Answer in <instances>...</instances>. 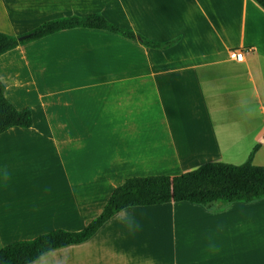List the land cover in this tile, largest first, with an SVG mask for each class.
<instances>
[{"label": "crops", "instance_id": "obj_1", "mask_svg": "<svg viewBox=\"0 0 264 264\" xmlns=\"http://www.w3.org/2000/svg\"><path fill=\"white\" fill-rule=\"evenodd\" d=\"M93 13L179 41L155 50L75 28L0 56L6 98L33 119L0 134L1 249L83 230L132 177L241 165L256 146L264 167V10L254 0H0V32ZM127 211L134 232L115 215L88 242L31 264H264V199Z\"/></svg>", "mask_w": 264, "mask_h": 264}, {"label": "trees", "instance_id": "obj_2", "mask_svg": "<svg viewBox=\"0 0 264 264\" xmlns=\"http://www.w3.org/2000/svg\"><path fill=\"white\" fill-rule=\"evenodd\" d=\"M254 1L264 10V0ZM75 28L108 31L155 50L169 49L179 41L155 42L130 28L108 21L100 13H93L47 21L23 35L28 38L21 41L20 37L0 32V56L19 45ZM32 125L31 111L16 109L6 98L5 86L0 81V134L11 128H30ZM258 149L259 146H256L249 159L241 165L210 162L178 176L129 178L114 190L101 214L86 228L78 232L58 229L32 240L8 245L0 249V264H31L53 250L88 242L119 210L125 208L181 202L212 206L264 199V167L253 164Z\"/></svg>", "mask_w": 264, "mask_h": 264}, {"label": "clouds", "instance_id": "obj_3", "mask_svg": "<svg viewBox=\"0 0 264 264\" xmlns=\"http://www.w3.org/2000/svg\"><path fill=\"white\" fill-rule=\"evenodd\" d=\"M5 175L7 176V173H5ZM115 215L116 218L122 221L129 233L134 232L135 229L139 227L137 224H135L132 217L128 215V211L126 208L119 210Z\"/></svg>", "mask_w": 264, "mask_h": 264}, {"label": "built area", "instance_id": "obj_4", "mask_svg": "<svg viewBox=\"0 0 264 264\" xmlns=\"http://www.w3.org/2000/svg\"><path fill=\"white\" fill-rule=\"evenodd\" d=\"M231 57L237 62H244L246 53L243 50H235L231 52Z\"/></svg>", "mask_w": 264, "mask_h": 264}, {"label": "water", "instance_id": "obj_5", "mask_svg": "<svg viewBox=\"0 0 264 264\" xmlns=\"http://www.w3.org/2000/svg\"><path fill=\"white\" fill-rule=\"evenodd\" d=\"M26 38H28V36H22L19 38V40L21 41V40L26 39Z\"/></svg>", "mask_w": 264, "mask_h": 264}, {"label": "rangeland", "instance_id": "obj_6", "mask_svg": "<svg viewBox=\"0 0 264 264\" xmlns=\"http://www.w3.org/2000/svg\"><path fill=\"white\" fill-rule=\"evenodd\" d=\"M257 166V165H256ZM1 249V248H0Z\"/></svg>", "mask_w": 264, "mask_h": 264}]
</instances>
